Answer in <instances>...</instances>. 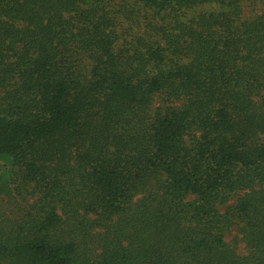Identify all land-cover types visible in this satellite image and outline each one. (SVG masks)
<instances>
[{"label":"trees","instance_id":"obj_1","mask_svg":"<svg viewBox=\"0 0 264 264\" xmlns=\"http://www.w3.org/2000/svg\"><path fill=\"white\" fill-rule=\"evenodd\" d=\"M251 1L0 0V264H264Z\"/></svg>","mask_w":264,"mask_h":264},{"label":"rangeland","instance_id":"obj_2","mask_svg":"<svg viewBox=\"0 0 264 264\" xmlns=\"http://www.w3.org/2000/svg\"><path fill=\"white\" fill-rule=\"evenodd\" d=\"M252 0L251 2H247L245 4V7L243 9V13L242 16L243 18H248V17H252L257 13H260L262 11V9L264 8V4L262 1H255ZM214 6H210V5H201V6H196L193 7L194 9H190L188 10V14H193L196 12H199L202 9H212ZM227 241L234 245L237 249V251L241 254V255H245L247 254V249L245 246V243L242 241L241 239V235L238 232L237 228H233L231 230V232L229 234H227L226 236Z\"/></svg>","mask_w":264,"mask_h":264}]
</instances>
